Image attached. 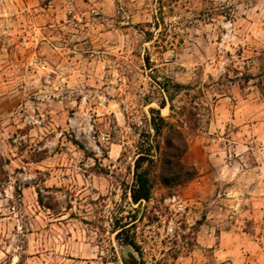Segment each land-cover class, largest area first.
Segmentation results:
<instances>
[{"label": "rangeland", "instance_id": "1", "mask_svg": "<svg viewBox=\"0 0 264 264\" xmlns=\"http://www.w3.org/2000/svg\"><path fill=\"white\" fill-rule=\"evenodd\" d=\"M0 264H264V0H0Z\"/></svg>", "mask_w": 264, "mask_h": 264}, {"label": "trees", "instance_id": "2", "mask_svg": "<svg viewBox=\"0 0 264 264\" xmlns=\"http://www.w3.org/2000/svg\"><path fill=\"white\" fill-rule=\"evenodd\" d=\"M161 106H165V103L162 102ZM151 112L152 127L155 134L161 135L163 140L162 143L157 141L155 144H148L135 161L134 183L131 186V199L134 203L151 198L155 178L151 165L155 162L158 163L157 177L165 187L182 186L198 175L196 166L187 165L183 161V155L188 149L183 126L168 122L159 109L152 108ZM146 162L148 166H144ZM130 230L131 225L119 226L117 238L139 250L133 236L129 234Z\"/></svg>", "mask_w": 264, "mask_h": 264}]
</instances>
